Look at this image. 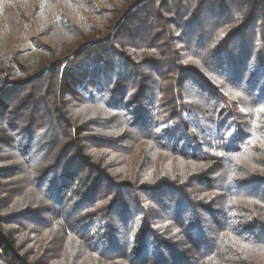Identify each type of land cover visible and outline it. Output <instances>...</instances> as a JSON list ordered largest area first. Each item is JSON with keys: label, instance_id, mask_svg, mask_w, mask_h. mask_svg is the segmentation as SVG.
Masks as SVG:
<instances>
[{"label": "trees", "instance_id": "1", "mask_svg": "<svg viewBox=\"0 0 264 264\" xmlns=\"http://www.w3.org/2000/svg\"><path fill=\"white\" fill-rule=\"evenodd\" d=\"M4 10L0 264H264V0Z\"/></svg>", "mask_w": 264, "mask_h": 264}, {"label": "rangeland", "instance_id": "2", "mask_svg": "<svg viewBox=\"0 0 264 264\" xmlns=\"http://www.w3.org/2000/svg\"><path fill=\"white\" fill-rule=\"evenodd\" d=\"M5 10L2 12V17L0 19L5 20L4 18ZM2 40H8V45L14 47L13 53H17L18 57L27 62L31 63L37 57H39L44 51L43 49L39 48L38 46L34 45L31 41H24L21 44H17L14 41V38H11L6 35L1 36Z\"/></svg>", "mask_w": 264, "mask_h": 264}, {"label": "snow or ice", "instance_id": "3", "mask_svg": "<svg viewBox=\"0 0 264 264\" xmlns=\"http://www.w3.org/2000/svg\"><path fill=\"white\" fill-rule=\"evenodd\" d=\"M237 95H239V93ZM261 111H264V108H262ZM157 131H159V129Z\"/></svg>", "mask_w": 264, "mask_h": 264}]
</instances>
